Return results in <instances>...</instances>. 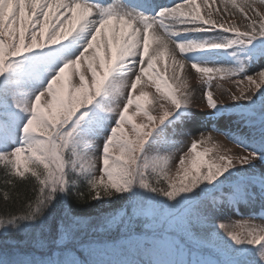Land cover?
<instances>
[{
    "label": "snow or ice",
    "instance_id": "1",
    "mask_svg": "<svg viewBox=\"0 0 264 264\" xmlns=\"http://www.w3.org/2000/svg\"><path fill=\"white\" fill-rule=\"evenodd\" d=\"M221 2L227 12L228 0ZM231 4L249 21L243 30L234 22L226 26L213 19L211 11L202 12L199 0H175L155 11L130 0H0V164L6 169L5 186L11 189L3 199L10 200L17 179L36 184L35 198L22 214L0 218V235L22 223L43 227L49 209L61 198L102 203L127 193L131 212L106 216L103 224L122 225L130 237L138 220L151 224L161 217H179L178 226L193 244L189 251L196 258L177 264H264V225L249 220L215 222L225 204L237 212L241 203L259 200L264 206V170L256 163L264 164V104L257 107L255 100L258 93L264 100V69L257 73L259 83L247 74L254 55H264V12L256 8V0H231ZM249 9L259 19L249 16ZM188 33L213 35L178 39ZM102 49L105 56H100ZM210 50L227 51L235 63L225 67L187 58L189 53ZM165 56L171 58L170 79L176 87L155 71ZM82 60L87 61L93 87L80 71ZM187 65L201 76L207 108L219 115L231 105L247 102L240 115L254 132L251 136L226 133L250 149L237 158V164L226 155L209 162L205 157L212 149L197 150L213 140L211 134L193 139L189 151L179 155L177 171L179 175L182 169L183 174L177 182L169 177L168 166L180 147L152 151L149 146L165 140L167 125H182L188 116L192 93L183 74ZM149 73L157 77V92L164 86L159 116L141 103L148 93L133 97L137 84ZM74 75L79 77L78 86L70 83ZM237 76L256 91L245 88L239 95L231 93V103L218 102L213 82ZM42 98L46 99L42 102ZM134 103L146 122L137 124L129 116ZM129 123L131 135L125 128ZM98 138L101 143H96ZM190 153L191 169L184 167ZM89 224L86 216L65 208L60 236L74 235ZM160 239L181 248L168 235ZM16 247L0 239V264H89L62 252L43 260L29 259L16 253ZM205 249L209 255H200Z\"/></svg>",
    "mask_w": 264,
    "mask_h": 264
},
{
    "label": "rangeland",
    "instance_id": "2",
    "mask_svg": "<svg viewBox=\"0 0 264 264\" xmlns=\"http://www.w3.org/2000/svg\"><path fill=\"white\" fill-rule=\"evenodd\" d=\"M201 11L205 14L212 12V18L218 21L223 20L226 26L229 23H236L241 29H244V25L249 21L243 18V15L239 12V9L235 8L231 4V0H228L227 8L228 11L225 12V3H222L221 0H215V3H212L209 0L208 4L204 3V0H199ZM237 3H242V0H237ZM219 8L220 11L217 12L216 9ZM256 8L260 12H264V4L259 3V0H256ZM229 13H232L229 15ZM248 15L252 16L255 19L259 17L255 16L251 9L248 10ZM213 35L212 33H197L192 34L189 37L185 38H202L204 36ZM155 47L152 45L150 51ZM91 51V50H90ZM238 55H243V53H238ZM100 56H105V51L102 49ZM177 57L180 58V54L177 50ZM189 60L194 61H208L211 63L225 64L227 67L235 63L234 58L228 54L227 51L223 50H210V51H201L189 53ZM99 58L95 61L97 66V71H102L99 67ZM229 64V65H228ZM172 68L171 58L165 56L160 59L155 65V71L161 72L164 74L165 78H169L168 82L176 87L177 85L170 79ZM264 69V55L258 54L249 63L247 74L252 75L254 79L259 83L261 78L257 73ZM80 71L85 74V82L89 87L92 85V76L91 71L87 68V61L82 60L80 63ZM184 76L186 77L187 90L192 93V102L187 109V118L183 120L182 125L179 123L169 124L164 129L165 140L158 142L155 145H150V150L155 151L157 149L161 151H168L172 148L180 147V152L177 155L173 156L172 160L169 162L168 166V175L172 180L179 182L182 177L183 170H180L178 175L179 165V155L189 151V145L193 139H201V134L207 136L211 134L213 140L206 144L198 145L197 150L203 151L204 148H211L212 151L208 153L205 157L206 160L211 162L217 155H226L233 158V163L237 164V158L249 154L250 149H245L235 140L231 139L226 133L232 132L237 135L241 132L253 133L254 131L249 125L243 124L245 120L240 113L247 107V102H239V107L231 105L229 111H222L219 115L215 111L209 110L207 108L206 100L204 99V84L202 82L201 76L199 73H196L191 69L190 65H187L184 70ZM151 76V79H149ZM244 80L243 76L233 77L231 79L222 78L213 82V91L214 97L218 102L221 103H231V93L239 95L240 90L248 88L250 91H256L254 85H250L247 80H244L243 84H237L236 81ZM157 77L153 73H149L142 77L140 83L137 84V88L133 91V97L138 96L141 92L148 93L147 96L143 97L141 103H144L149 109H155L153 115L159 116L162 114V109H159V104L163 101L159 99L160 95L163 93V84H161V92H157L156 88ZM71 85L78 86L79 77L74 75L71 80ZM219 85L217 88L216 85ZM262 88H264V83H262ZM128 89H125V95H127ZM264 93V89L261 90ZM46 98H42L43 100ZM257 107L261 104H264V100H261V93H258L255 97ZM166 107H170V104H167ZM132 111V119L137 123L146 122L147 118L144 116L143 112L137 113L135 103L129 107ZM240 115V117L236 116ZM126 131L131 135V126H125ZM244 130V131H242ZM172 141H182V144L172 143ZM102 138H98L96 143H101ZM191 156L186 159V164L184 167L191 169ZM257 163V168L264 170V164H261L259 161ZM204 170V169H202ZM99 175V173H97ZM219 195V194H218ZM239 212L234 208L223 206L221 216L215 221L219 222H231L238 220H249L257 225H264V206H262L259 200L250 202V203H241L239 206ZM120 214H122L120 212ZM179 217H177V220ZM177 220H169L164 217H161L158 221H154L151 224H147V229L143 232H155L162 231L164 227H167V231L182 232L185 235V238L189 240L187 234L184 233L178 226ZM223 234V230H220ZM181 233V234H182ZM138 233H133L131 236H136ZM123 239L126 237L125 234H121L117 239L108 240L107 245H98V243L92 244L89 248V258L93 264H177L179 261H185L181 259L175 253V247L169 245L165 242H152L148 245L141 242L140 238H132L115 242L119 238ZM114 241V242H113ZM93 249L96 251L93 252Z\"/></svg>",
    "mask_w": 264,
    "mask_h": 264
},
{
    "label": "trees",
    "instance_id": "3",
    "mask_svg": "<svg viewBox=\"0 0 264 264\" xmlns=\"http://www.w3.org/2000/svg\"><path fill=\"white\" fill-rule=\"evenodd\" d=\"M240 117V115H236ZM245 119V118H244ZM243 124L248 125L247 120ZM131 126V123L125 126ZM253 130V129H252ZM244 131V130H242ZM253 133L241 132L239 136H251ZM6 169L0 164V218H6L9 214L20 215L26 208L29 200L35 198V181L29 180L21 182L17 179V187L12 191L11 198L8 202L3 199L5 191H11L10 187L5 186ZM155 177H153V181ZM85 191H87L85 189ZM129 194L125 193L121 196L106 198L102 203L91 201L89 199L77 200L75 197L69 199L61 198L48 211L47 222L43 227L31 226L26 227L23 223L19 228H11L6 234L0 235V239L8 240L10 244H15L14 249L22 257L29 259L43 260L47 259L55 253H64L72 255L77 260H86V247L95 242L108 241L117 239L121 234H124L123 226L113 224L105 226L103 218L114 213L131 212L128 207L127 199ZM70 208L74 214L86 216L90 220V224L69 237L61 238L60 236V221L64 214V209ZM133 229L147 228V224L142 221H136L133 224ZM187 245L192 248L193 244L187 242ZM205 249V253H208Z\"/></svg>",
    "mask_w": 264,
    "mask_h": 264
},
{
    "label": "bare ground",
    "instance_id": "4",
    "mask_svg": "<svg viewBox=\"0 0 264 264\" xmlns=\"http://www.w3.org/2000/svg\"><path fill=\"white\" fill-rule=\"evenodd\" d=\"M189 34H194V33H188V34L184 35V37L187 36V35H189ZM153 46L155 47V45H153Z\"/></svg>",
    "mask_w": 264,
    "mask_h": 264
}]
</instances>
